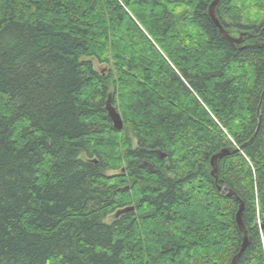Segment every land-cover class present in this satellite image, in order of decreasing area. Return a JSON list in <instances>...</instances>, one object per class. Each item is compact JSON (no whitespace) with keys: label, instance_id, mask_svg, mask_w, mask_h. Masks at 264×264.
I'll return each instance as SVG.
<instances>
[{"label":"trees","instance_id":"obj_1","mask_svg":"<svg viewBox=\"0 0 264 264\" xmlns=\"http://www.w3.org/2000/svg\"><path fill=\"white\" fill-rule=\"evenodd\" d=\"M212 1L0 0V264H230L229 191L264 264V0Z\"/></svg>","mask_w":264,"mask_h":264},{"label":"water","instance_id":"obj_2","mask_svg":"<svg viewBox=\"0 0 264 264\" xmlns=\"http://www.w3.org/2000/svg\"><path fill=\"white\" fill-rule=\"evenodd\" d=\"M219 1L220 0H213L212 3L210 4L209 8H208V16H209L210 20L217 27L219 35L223 39L227 40L229 43H231L233 45L244 43L245 42L244 37H247V38L251 37V34H248L245 32L244 33H238V36L236 37V36L232 35L231 32L225 30L223 28V26L220 24V22L217 18V15H216V7H217ZM106 111H107L108 117L112 121L113 127L117 130H122L123 129V121H122L118 111L112 105V100H111L110 94H109L107 102H106ZM227 153H228L227 150H223V151L213 155L210 159V165L212 167V171L210 174H211V176L214 177L215 181L217 180V175H216L217 161H218V159L222 158ZM160 156L163 157L164 154H160ZM218 189H221V188L218 186ZM222 191H224V189H222ZM227 196L234 197L239 203L238 211L235 215V221H236V224L238 226L239 231L242 233V243L240 245L239 252L232 257L231 262H230V264H237V262L240 258V255L246 249V247L249 245L250 239L248 236V231L246 230L245 224L243 222L242 213H243L244 205H243L242 201L232 191H229L227 193ZM133 210H134L133 206L126 207V208H123V209L117 211L114 216L119 217L120 215L129 213Z\"/></svg>","mask_w":264,"mask_h":264},{"label":"bare ground","instance_id":"obj_3","mask_svg":"<svg viewBox=\"0 0 264 264\" xmlns=\"http://www.w3.org/2000/svg\"><path fill=\"white\" fill-rule=\"evenodd\" d=\"M238 45H240V44H238Z\"/></svg>","mask_w":264,"mask_h":264}]
</instances>
